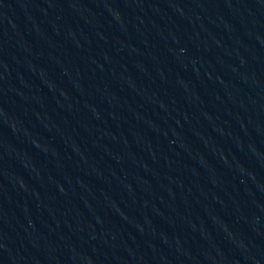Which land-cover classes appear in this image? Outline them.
Instances as JSON below:
<instances>
[{
    "label": "water",
    "instance_id": "water-1",
    "mask_svg": "<svg viewBox=\"0 0 264 264\" xmlns=\"http://www.w3.org/2000/svg\"><path fill=\"white\" fill-rule=\"evenodd\" d=\"M0 264H264V0H0Z\"/></svg>",
    "mask_w": 264,
    "mask_h": 264
}]
</instances>
